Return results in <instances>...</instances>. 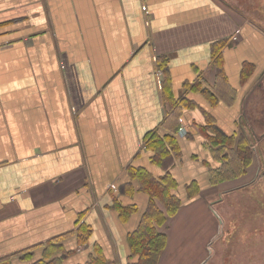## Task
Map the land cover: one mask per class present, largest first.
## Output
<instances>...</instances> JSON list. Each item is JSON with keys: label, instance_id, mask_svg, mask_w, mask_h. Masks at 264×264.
Returning a JSON list of instances; mask_svg holds the SVG:
<instances>
[{"label": "crops", "instance_id": "1", "mask_svg": "<svg viewBox=\"0 0 264 264\" xmlns=\"http://www.w3.org/2000/svg\"><path fill=\"white\" fill-rule=\"evenodd\" d=\"M222 40L225 82L213 58ZM245 63L256 71L243 83ZM261 75L264 29L225 0H0V258L40 252L54 238L75 248L85 212L91 241L67 264L84 262L95 244L108 264H128V235L149 198L123 188L130 166L163 175L145 146L154 132L181 141L182 159L171 169L179 195L186 198L194 180L202 190L161 227L168 244L159 264H174V252L187 247L195 252L202 216L260 175L255 154L242 177L210 183L204 112L225 135L251 138ZM166 77L174 103L165 97ZM197 83L216 92L214 106ZM116 200L136 212L123 221Z\"/></svg>", "mask_w": 264, "mask_h": 264}, {"label": "trees", "instance_id": "2", "mask_svg": "<svg viewBox=\"0 0 264 264\" xmlns=\"http://www.w3.org/2000/svg\"><path fill=\"white\" fill-rule=\"evenodd\" d=\"M226 41H218L213 51L216 65L217 80L226 81L221 49ZM167 58H160V67L165 68ZM255 65L245 63L241 76L242 82H248L253 76ZM170 78L163 82L166 99L174 103L175 99L170 90ZM199 86V87H198ZM195 91L201 92L209 99L211 106L218 100L217 94L208 86L197 83L193 86ZM171 92V91H170ZM187 102V100H184ZM177 102L175 103V106ZM186 107V105L183 104ZM205 124L200 126V133L204 136L203 146L209 151L211 160H204L209 169V178L212 185H217L227 180L242 177L251 167L255 157V145L251 138L244 134L225 135L222 133L213 115L205 111ZM146 149L151 154V162L164 170L163 175L156 176L148 168L142 166H130L128 168L129 182L125 184L123 192L133 194L140 190L147 194L148 205L144 210L138 227L129 233L128 244L130 255L128 264H159L168 244V236L161 231L170 217L178 214L184 202L196 199L201 193L199 183L194 180L186 185V198L179 195V182L171 172L173 166L182 159L183 150L181 141L176 135H162L160 132L152 133L145 141ZM262 180V179H260ZM138 184V188L135 184ZM114 208L118 210L123 221L128 220L136 212L135 205H123L117 200ZM251 205V203H250ZM257 207L264 210V193L260 194L256 201ZM249 206V204H248ZM262 208V209H261ZM85 212L79 214L76 222V247L68 248L64 238H54L42 245L40 252L27 250L14 256L0 258V264H67V261L77 252L79 246L91 241V225L84 220ZM257 255V254H256ZM259 254L257 255V257ZM256 260V256H255ZM109 260L105 248L95 244L84 262L77 264H108Z\"/></svg>", "mask_w": 264, "mask_h": 264}, {"label": "rangeland", "instance_id": "3", "mask_svg": "<svg viewBox=\"0 0 264 264\" xmlns=\"http://www.w3.org/2000/svg\"><path fill=\"white\" fill-rule=\"evenodd\" d=\"M225 1L233 5L238 4L240 9L243 10V14L251 22L260 29H264V0ZM261 90L264 92V88H261ZM252 107L253 109L258 108L260 110L259 115L263 114L262 116H264L263 93L256 95ZM252 141L255 144L253 139ZM255 154L260 166L258 178L251 185L230 192L224 196L220 203L213 204V209L216 212L209 208L211 211H208L201 219V224L205 226V230L202 237L197 239L195 252L189 253L188 247L178 256L174 252L176 256L174 264H230L233 258L223 256L229 254L231 256L234 252H236V255H234L236 264H239L237 259L243 261L242 264H264V247L257 248L255 262L249 261L248 252L251 245L262 244V240L259 238L248 239L250 235L247 234L252 233L255 227V229L261 228L263 223L264 210H256L255 212L250 202L253 204L255 200L259 199L260 194L264 193V144L258 147V151L255 150ZM215 236L217 237L213 240ZM193 239L194 237H191L190 241ZM199 242L201 243L200 246ZM206 243L207 245H205ZM191 245L194 244L191 243ZM210 247L212 248L210 249ZM256 254H259V256L257 257Z\"/></svg>", "mask_w": 264, "mask_h": 264}, {"label": "flooded vegetation", "instance_id": "4", "mask_svg": "<svg viewBox=\"0 0 264 264\" xmlns=\"http://www.w3.org/2000/svg\"><path fill=\"white\" fill-rule=\"evenodd\" d=\"M255 65V64H254ZM255 71H256V65H255V69H254V73H255ZM253 73V74H254ZM254 86L255 87H264V76L263 75H261L260 77H259V79L255 82V84H254ZM259 109L257 108V116L255 117V119H254V121L252 122V124H251V131H252V133H251V135H252V139L255 141V143H257V145L254 147V149L255 150H257L258 151V147H260V145H263L264 144V116H262V114L261 115H259ZM260 151H262L261 149H260ZM258 181H259V179H258ZM251 203V206H252V209L256 212V210H260L259 209V207H257V205H256V200H255V202H253V204H252V202H250ZM262 209V208H261ZM252 210V211H253ZM253 218V217H252ZM262 219H263V223H264V215L262 216ZM254 220H256V219H254ZM263 223H262V226H261V228H257V229H253L252 231V233H248L247 235H250V237H248V239H251V238H254V237H256V238H259L260 240H262V244H260V245H257V244H255V245H251L250 246V248H249V250H248V252H249V261H253V262H255V253H256V251H257V248H260V247H264V225H263ZM245 236V235H244ZM237 245V244H236ZM236 247V246H235ZM212 247H210V249H211ZM234 255H236V252H234V253H232L231 254V256H230V254L229 255H227V256H223V257H228V258H230V257H232L233 258V260L231 261V263L230 264H236L235 262V259H234ZM237 262L240 264H242L243 263V261H241V260H238L237 259Z\"/></svg>", "mask_w": 264, "mask_h": 264}, {"label": "built area", "instance_id": "5", "mask_svg": "<svg viewBox=\"0 0 264 264\" xmlns=\"http://www.w3.org/2000/svg\"><path fill=\"white\" fill-rule=\"evenodd\" d=\"M233 41H234L235 43H239L240 38H239L238 36H234V37H233Z\"/></svg>", "mask_w": 264, "mask_h": 264}]
</instances>
